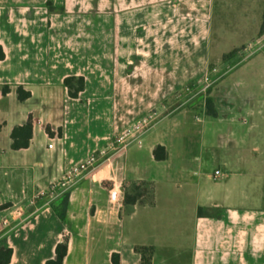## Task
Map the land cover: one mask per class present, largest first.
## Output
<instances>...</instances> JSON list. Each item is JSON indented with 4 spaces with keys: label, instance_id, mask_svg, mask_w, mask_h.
I'll use <instances>...</instances> for the list:
<instances>
[{
    "label": "crops",
    "instance_id": "1",
    "mask_svg": "<svg viewBox=\"0 0 264 264\" xmlns=\"http://www.w3.org/2000/svg\"><path fill=\"white\" fill-rule=\"evenodd\" d=\"M262 15L264 0H0V218L17 207L28 217L0 242L9 264H45L61 243L62 264H113L114 255L118 264H264V208L241 201L251 181H264ZM225 32L236 40L223 45ZM212 63L209 94L182 97ZM68 77L84 79L77 99ZM18 87L30 98L20 102ZM207 96L217 118L204 113ZM151 113L141 146L67 191L64 223L55 200L36 198ZM28 120V148L12 150L13 129Z\"/></svg>",
    "mask_w": 264,
    "mask_h": 264
},
{
    "label": "built area",
    "instance_id": "2",
    "mask_svg": "<svg viewBox=\"0 0 264 264\" xmlns=\"http://www.w3.org/2000/svg\"><path fill=\"white\" fill-rule=\"evenodd\" d=\"M217 73V69L215 68L202 73V75L195 80L192 87H187L184 90L182 97L206 95L214 85L215 75ZM156 122L157 117L152 113L136 121L127 129L122 130L113 140H110L106 146L101 147L90 155L85 161L67 170L58 183L52 185L48 191L37 195L36 198L47 196L51 200H56L60 195L66 193L76 185L78 181L86 177L100 165L109 162L112 157L121 153L129 146H141L143 137L150 131ZM49 147H51V145ZM223 175L221 171L217 170L214 172L213 178L217 180ZM108 200L113 206L120 203V191L115 185L108 191ZM26 219H28V217L23 208L17 207L10 209L5 216L0 218V242Z\"/></svg>",
    "mask_w": 264,
    "mask_h": 264
},
{
    "label": "trees",
    "instance_id": "3",
    "mask_svg": "<svg viewBox=\"0 0 264 264\" xmlns=\"http://www.w3.org/2000/svg\"><path fill=\"white\" fill-rule=\"evenodd\" d=\"M50 5V4H49ZM260 35H264V15H262V24L260 28ZM237 52H231L223 57V60L234 57ZM4 59V53L0 47V60ZM236 61L235 63H237ZM64 86L67 89L68 96L71 99H77L78 95L84 90L85 82L84 79L79 77H68L64 80ZM7 88L3 90V93H7ZM210 91H208L209 94ZM18 100L20 102L26 101L30 98V93L25 92L23 88L18 87L17 89ZM204 113L209 118H217L218 114L214 106V102L210 97H206L204 100ZM48 133L50 132L47 129ZM32 138V122H28L21 126L13 129L11 133L12 139V150L26 149L29 146L30 140ZM154 157L157 161H163L166 159V153L164 148L157 147L154 151ZM69 194L63 193L51 204V209L57 218L64 223L66 217V209L68 205ZM197 215L199 217L207 216V212L203 208H198ZM67 253L66 243L58 244L55 250L56 257L46 261L45 264H62ZM12 255V250L9 248H0V264H9ZM113 264H118L117 256L114 255L112 258Z\"/></svg>",
    "mask_w": 264,
    "mask_h": 264
},
{
    "label": "rangeland",
    "instance_id": "4",
    "mask_svg": "<svg viewBox=\"0 0 264 264\" xmlns=\"http://www.w3.org/2000/svg\"><path fill=\"white\" fill-rule=\"evenodd\" d=\"M48 10H50V11H52V5H48ZM236 11L234 10L233 11V14L231 15V17L230 18H234V19H236L237 20V18H238V13H235ZM225 17V16H224ZM109 17L108 16H105V18L104 19H102L103 21H106L107 22V20L109 21L110 20V18L108 19ZM215 18H217V17H215ZM233 19H231V21H232ZM229 21V20H228ZM219 22H217V20H215V22H214V27H216L215 29V34H213V30H211V37H213V38H215V40L216 39H218V32H219V29H218V27L217 26H220V27H222V25H219L218 24ZM103 24H105V23H103ZM203 26V27H202ZM230 27H234L235 29H237V27L235 26V25H230ZM222 30V29H221ZM228 32V31H227ZM231 32H234V31H231ZM230 33V32H229ZM169 34V33H168ZM170 34H174V32H170ZM152 35H154V36H158L157 35V33L153 30L152 31ZM224 35H226V39L222 42L223 43V45H227V44H230V42L231 41H235L236 40V37H233V35L231 36V35H229V36H227V34H226V32L224 33ZM168 36H170V35H168ZM199 37H204L205 39L208 37V31L206 30V25H200V28H199ZM235 38V39H234ZM138 48H142V47H138ZM257 47H253L251 50H249L248 52H243L242 53V55H241V59L242 58H245L248 54H250V53H252L255 49H256ZM242 50H244V47H240V48H238V49H236V50H234V51H232V52H238V51H242ZM240 60V59H239ZM212 69V68H219V65L218 64H215V63H212L211 64V66L209 67V69ZM200 69H201V66H200ZM200 73V72H199ZM216 79V78H215ZM216 85V84H215ZM215 85H213V86H215ZM199 97H203V94L202 95H199ZM200 100H202V98L201 99H199V101ZM202 102V101H201ZM201 102H199V103H201ZM200 105L198 104V106L197 107H199ZM261 127H262V133H264V123H262L261 124ZM128 128V127H127ZM127 128H125V129H127ZM113 140V139H112ZM220 171L222 172V173H224V171L222 170V169H220ZM214 173V172H213ZM220 196L222 197V193H220ZM264 198V181H262V182H253V184H252V181H251V183L248 185V187H247V189L245 190V193H243L242 195H241V201H243V199L245 198V204H246V207H251V206H261L262 208H264V202H261V201H258L259 200V198ZM238 195L236 194L235 196H234V199L236 200V202H237V200H238ZM212 213L213 214H215V213H217V211L216 210H214V211H212Z\"/></svg>",
    "mask_w": 264,
    "mask_h": 264
}]
</instances>
